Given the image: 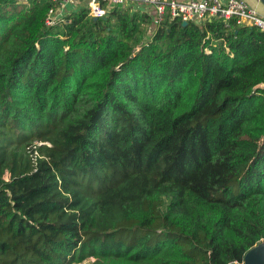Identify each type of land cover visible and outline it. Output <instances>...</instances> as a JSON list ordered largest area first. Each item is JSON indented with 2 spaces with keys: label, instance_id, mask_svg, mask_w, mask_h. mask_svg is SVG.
<instances>
[{
  "label": "trees",
  "instance_id": "16d2710c",
  "mask_svg": "<svg viewBox=\"0 0 264 264\" xmlns=\"http://www.w3.org/2000/svg\"><path fill=\"white\" fill-rule=\"evenodd\" d=\"M0 0V264H242L264 241V32ZM146 36L150 38H146Z\"/></svg>",
  "mask_w": 264,
  "mask_h": 264
},
{
  "label": "built area",
  "instance_id": "2783aa9c",
  "mask_svg": "<svg viewBox=\"0 0 264 264\" xmlns=\"http://www.w3.org/2000/svg\"><path fill=\"white\" fill-rule=\"evenodd\" d=\"M58 7L51 8L45 19L46 25L63 22L65 17L58 11L66 5L85 2L88 15L92 18H106L113 7L129 2L138 6L142 12L152 15L155 29L165 21L177 20L180 23H204L221 19L225 24L234 20L238 27L256 28L264 32V12L259 13L248 6L244 0H52Z\"/></svg>",
  "mask_w": 264,
  "mask_h": 264
},
{
  "label": "crops",
  "instance_id": "0c3cea01",
  "mask_svg": "<svg viewBox=\"0 0 264 264\" xmlns=\"http://www.w3.org/2000/svg\"><path fill=\"white\" fill-rule=\"evenodd\" d=\"M178 1H184V0H178ZM244 2L248 6H250L251 8H254L257 12H259V13H263L264 12V5L259 0H244ZM55 4H56L55 8L58 7V3L55 2ZM121 6L131 7L132 11H138L140 13H145L150 19V23L147 26V31L150 32L149 33L150 35L153 34V31L155 30V27L152 26L153 25L152 24V19H153L152 15H149L146 12H142V10H140L137 5L131 4L129 2H127V3H125L124 5H121ZM84 8H87L86 3L85 2H81V3H78V4H74V5H66L63 8L58 9V11H62L61 12L62 13L61 16L66 18V16L69 15V13L75 12V11H79V10L84 9Z\"/></svg>",
  "mask_w": 264,
  "mask_h": 264
},
{
  "label": "water",
  "instance_id": "95a60500",
  "mask_svg": "<svg viewBox=\"0 0 264 264\" xmlns=\"http://www.w3.org/2000/svg\"><path fill=\"white\" fill-rule=\"evenodd\" d=\"M264 5V0H259ZM93 21L98 19L92 18ZM105 20L106 18H102ZM183 26L187 23H182ZM236 264V263H235ZM242 264H264V241L252 247L244 256Z\"/></svg>",
  "mask_w": 264,
  "mask_h": 264
},
{
  "label": "rangeland",
  "instance_id": "374dc122",
  "mask_svg": "<svg viewBox=\"0 0 264 264\" xmlns=\"http://www.w3.org/2000/svg\"><path fill=\"white\" fill-rule=\"evenodd\" d=\"M153 33H154V31H153ZM148 35H150V34H148ZM146 38H150V37L146 36ZM95 261H96L95 258L89 257V258L84 259L81 262L74 263V264H93V263H95Z\"/></svg>",
  "mask_w": 264,
  "mask_h": 264
}]
</instances>
